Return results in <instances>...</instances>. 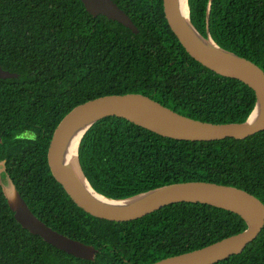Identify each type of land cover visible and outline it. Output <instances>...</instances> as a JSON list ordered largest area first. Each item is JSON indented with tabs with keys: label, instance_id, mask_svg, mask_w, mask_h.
I'll use <instances>...</instances> for the list:
<instances>
[{
	"label": "trees",
	"instance_id": "16d2710c",
	"mask_svg": "<svg viewBox=\"0 0 264 264\" xmlns=\"http://www.w3.org/2000/svg\"><path fill=\"white\" fill-rule=\"evenodd\" d=\"M139 33L81 0H0V264H154L246 230L237 214L200 203L169 205L145 218L112 222L79 208L47 159L53 133L76 106L108 95L142 94L183 116L243 123L255 92L194 60L172 32L163 0H113ZM210 3V12L208 7ZM196 30L264 71V0H188ZM209 18V23L207 19ZM32 130L35 142L17 141ZM91 187L128 199L165 185L203 181L233 186L264 203V131L245 140L179 141L125 119L93 125L79 147ZM12 181L44 223L97 250L86 261L25 230L3 192ZM216 264H264V229L242 254Z\"/></svg>",
	"mask_w": 264,
	"mask_h": 264
},
{
	"label": "water",
	"instance_id": "95a60500",
	"mask_svg": "<svg viewBox=\"0 0 264 264\" xmlns=\"http://www.w3.org/2000/svg\"><path fill=\"white\" fill-rule=\"evenodd\" d=\"M93 17L105 16L138 34L131 18L113 0H81ZM212 0H210L211 2ZM166 20L185 51L214 73L236 79L255 92L256 105L243 123L214 124L195 120L142 94L108 95L89 100L71 110L56 127L47 159L54 179L73 202L89 215L117 223L136 221L178 203H200L239 215L247 228L202 249L169 257L154 264H216L240 255L264 229V203L245 190L216 183L194 181L165 185L140 195L115 200L98 194L87 181L79 162V147L87 131L107 117L125 119L158 135L179 141L213 142L228 138L245 140L264 131V71L252 61L221 48L210 30L202 36L190 20L188 0H163ZM210 12V3L208 15ZM209 23V18L207 19ZM18 74L0 67V79H15ZM77 159L85 182L70 173L68 145L77 137ZM5 162L0 163V170ZM3 167V168H1ZM1 172V171H0ZM3 192L17 222L32 235L73 257L93 261L97 250L92 245L63 235L29 208L12 181Z\"/></svg>",
	"mask_w": 264,
	"mask_h": 264
},
{
	"label": "bare ground",
	"instance_id": "6f19581e",
	"mask_svg": "<svg viewBox=\"0 0 264 264\" xmlns=\"http://www.w3.org/2000/svg\"><path fill=\"white\" fill-rule=\"evenodd\" d=\"M81 134L77 137L75 142H72L68 145V151H67V161H68V167L70 169L71 175L78 181L85 182L84 176L81 172L78 159H77V142L78 139H80Z\"/></svg>",
	"mask_w": 264,
	"mask_h": 264
},
{
	"label": "clouds",
	"instance_id": "9594fccd",
	"mask_svg": "<svg viewBox=\"0 0 264 264\" xmlns=\"http://www.w3.org/2000/svg\"><path fill=\"white\" fill-rule=\"evenodd\" d=\"M15 139L17 141L27 140V141L35 142L37 140V134L35 131L32 130H24L16 134Z\"/></svg>",
	"mask_w": 264,
	"mask_h": 264
},
{
	"label": "rangeland",
	"instance_id": "374dc122",
	"mask_svg": "<svg viewBox=\"0 0 264 264\" xmlns=\"http://www.w3.org/2000/svg\"><path fill=\"white\" fill-rule=\"evenodd\" d=\"M2 180L4 181L3 182L4 184H8V182H9V180L7 178H5V177H3Z\"/></svg>",
	"mask_w": 264,
	"mask_h": 264
},
{
	"label": "flooded vegetation",
	"instance_id": "af4514ba",
	"mask_svg": "<svg viewBox=\"0 0 264 264\" xmlns=\"http://www.w3.org/2000/svg\"><path fill=\"white\" fill-rule=\"evenodd\" d=\"M1 168H3V167H1ZM4 169H5V166H4V168L2 169V170H0L1 172H3L4 171Z\"/></svg>",
	"mask_w": 264,
	"mask_h": 264
}]
</instances>
